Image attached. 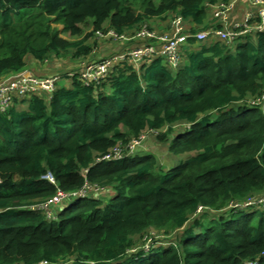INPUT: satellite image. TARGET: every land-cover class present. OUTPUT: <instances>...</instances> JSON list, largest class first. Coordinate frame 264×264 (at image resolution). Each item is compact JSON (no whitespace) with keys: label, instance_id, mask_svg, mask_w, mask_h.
<instances>
[{"label":"trees","instance_id":"16d2710c","mask_svg":"<svg viewBox=\"0 0 264 264\" xmlns=\"http://www.w3.org/2000/svg\"><path fill=\"white\" fill-rule=\"evenodd\" d=\"M230 1L0 0V78L31 61L54 69L33 76H59L0 111V264H264V30L231 45L188 37L176 67L153 54L115 61L98 84L80 77L85 63L154 43L96 31L163 34L177 14L193 35ZM103 41L118 49L95 56ZM142 134L152 146L98 160ZM85 184L97 190L52 204L53 218L29 208Z\"/></svg>","mask_w":264,"mask_h":264},{"label":"built area","instance_id":"2783aa9c","mask_svg":"<svg viewBox=\"0 0 264 264\" xmlns=\"http://www.w3.org/2000/svg\"><path fill=\"white\" fill-rule=\"evenodd\" d=\"M238 0H232L228 3H219L214 6L213 16L218 21V26L214 25L206 30L198 31L193 35L185 32V20L181 15H172L169 20L170 32L159 34L150 29L146 24L136 32L134 37H128L126 34H117L109 29L105 33L96 31L97 39L111 38L114 41H128L133 38L150 39L158 42L145 43L137 46L132 50L123 52L111 57L103 58L93 63H85L80 72L81 79L85 84H98L107 75L108 70L113 63L123 60L126 57L133 61H139L149 55H162L166 58L171 67L178 66L180 62V51L182 45L188 37H194L197 41H203L210 37H217L224 41L227 45L235 43V41L247 32L264 30V0H245L253 9L242 14L241 19L232 18L231 13L235 9ZM59 76H50L46 78H37L28 71H20L11 73L0 78V111H6L11 106L14 98H24L31 93H47L55 89ZM151 132L155 133L154 130ZM146 138V134L140 135L139 139H132L126 145L118 144L108 153L100 156L98 160L119 159L124 155H128ZM50 183H54V178L50 172L42 176ZM92 186L85 184L81 189L74 192H63L58 190L56 195L44 202L30 205L29 208L43 211L48 218L54 215L50 212L52 204H60L64 200L73 196L84 197L90 191H95ZM248 203H251L248 200ZM264 256V255H263ZM244 264H257L256 260L247 261Z\"/></svg>","mask_w":264,"mask_h":264},{"label":"crops","instance_id":"0c3cea01","mask_svg":"<svg viewBox=\"0 0 264 264\" xmlns=\"http://www.w3.org/2000/svg\"><path fill=\"white\" fill-rule=\"evenodd\" d=\"M250 5V4H249ZM250 7H252V6H250ZM253 8V7H252ZM244 12H246V11H244ZM244 12H242V11H240V10H233L232 11V13H231V17L232 18H237V19H241L242 18V14L244 13ZM152 25H153V27H154V29L155 30H158V31H162V30H164L165 28H166V24L165 23H163V22H161V21H155V22H153L152 23ZM168 30L169 31H167V32H170V25H169V28H168ZM167 32H165V33H167ZM154 41V40H153ZM156 44H159L158 42H156V41H154ZM118 44H114V42L113 43H111V42H107V41H103V43H101L100 45H99V48H97V49H95V52L93 53V54H95V56L96 55H98V57H100V56H104V55H107V54H109V53H111V52H113V51H115L116 49H118ZM37 64L35 63V62H33V61H31V63H30V67H29V69H27L26 71H28V72H30L31 73V71H37V72H39V73H42V72H44V71H48L49 73L50 72H52L54 69L53 68H51V66L49 65V67H41V68H36L35 66H36ZM55 67H58L57 66V64L55 65ZM68 67H70V64H69V66Z\"/></svg>","mask_w":264,"mask_h":264},{"label":"rangeland","instance_id":"374dc122","mask_svg":"<svg viewBox=\"0 0 264 264\" xmlns=\"http://www.w3.org/2000/svg\"><path fill=\"white\" fill-rule=\"evenodd\" d=\"M91 19L89 18L85 23H83V24H81V27H82V29H83V32L84 33H87V32H89L90 30H91ZM58 28H61V27H58ZM64 37H66L65 35H63ZM181 124H178V125H175V130H177V128H179L178 126H180ZM151 140H153V138H151ZM149 146H152L150 143H148V142H146V143H144L143 145L142 144H140V145H142V147H148V145ZM121 145H123V144H121ZM157 147V150L159 151V152H161L163 155L165 154V148H164V146L163 145H158V146H156ZM137 154L138 155H144V154H146L145 152H143V151H139V152H137ZM158 154H160V153H158ZM159 157V156H158ZM165 160H166V157L164 156L163 157ZM160 159H162V158H160ZM51 213L52 212H55V207H53V206H51V211H50ZM53 214V213H52ZM54 215V214H53Z\"/></svg>","mask_w":264,"mask_h":264}]
</instances>
